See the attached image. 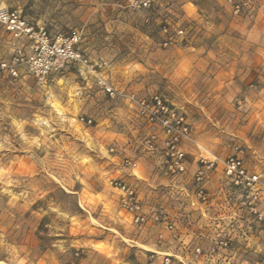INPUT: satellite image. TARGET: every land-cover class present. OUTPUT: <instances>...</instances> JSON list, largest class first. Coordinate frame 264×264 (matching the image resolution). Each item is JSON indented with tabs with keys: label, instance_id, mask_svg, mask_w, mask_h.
<instances>
[{
	"label": "rangeland",
	"instance_id": "rangeland-1",
	"mask_svg": "<svg viewBox=\"0 0 264 264\" xmlns=\"http://www.w3.org/2000/svg\"><path fill=\"white\" fill-rule=\"evenodd\" d=\"M129 2L0 5L18 10L51 39L79 35L76 46L96 73L118 90L139 98L158 94L181 109L205 156L222 160L241 147L264 183V0H151L148 9ZM162 23L183 27L179 45H160ZM19 44L29 52L25 41ZM12 48L0 57L9 58ZM152 131L160 137L78 63L65 62L44 77L21 64L16 78L0 77V264H162L163 252L183 255L186 264H227L194 259L179 242L192 241L182 219L176 233L162 232L159 239L160 227L135 226L120 209L113 179L131 186L146 211L179 208L181 185L165 181L158 156L144 148ZM185 148L182 185L192 189L196 149L190 143ZM123 157L138 167L123 168ZM211 177L206 186L213 194L221 168ZM221 202L204 206V213L195 210L194 223L213 227L228 213ZM203 233L206 250L210 231ZM246 236L231 235L229 264H264V194Z\"/></svg>",
	"mask_w": 264,
	"mask_h": 264
},
{
	"label": "built area",
	"instance_id": "built-area-1",
	"mask_svg": "<svg viewBox=\"0 0 264 264\" xmlns=\"http://www.w3.org/2000/svg\"><path fill=\"white\" fill-rule=\"evenodd\" d=\"M129 3L133 9H148L151 6V0H130ZM232 8L235 13L239 12L237 3H233ZM0 31L14 41L11 56L0 58V77L7 75L16 78L21 64H26L36 77H44L65 62L78 63L94 74L95 83L109 98L124 100L148 126L160 132V137L156 131L149 132L144 139V148L158 156L159 173L163 179L173 185H181L177 187V212L171 213L164 206L146 211L131 186L122 179H113L110 185L119 192L120 209L129 215L135 226L160 227L159 239L163 237L162 232L176 233L179 220L182 219L185 221L184 228L192 235V241L185 244L180 238L179 242L183 248L190 250L194 259H222L229 264L233 260L231 235L238 233V237L247 238L246 232H251L257 224V203L264 194V183L257 171L251 170L246 164L243 149L234 146L232 153L222 160L215 156H205L192 135L186 114L181 109L158 94L139 98L131 92L116 89L88 64V60L76 46L80 39L76 33L51 39L43 27L28 21L18 10L1 5ZM159 31L160 45L164 48L179 45L184 36L183 27L178 25L170 27L169 24L162 23ZM20 41L27 43L29 52L24 51ZM90 122L88 119L87 123ZM185 143L192 144L196 149L191 175L192 189L182 185L183 177L188 171ZM121 165L131 171L138 167L137 161L129 157H123ZM218 167L221 168V184L218 191L212 194L206 185ZM215 200H221L228 213L224 217H217L216 224L213 227L210 225V230L207 231V226L198 222L195 224L192 216L195 210L204 213V206H210ZM187 207L189 208L186 209ZM205 231H210L207 234L210 240L206 250L200 242ZM186 260L179 253L163 252L161 263L186 264Z\"/></svg>",
	"mask_w": 264,
	"mask_h": 264
},
{
	"label": "crops",
	"instance_id": "crops-1",
	"mask_svg": "<svg viewBox=\"0 0 264 264\" xmlns=\"http://www.w3.org/2000/svg\"><path fill=\"white\" fill-rule=\"evenodd\" d=\"M13 43H14V41H12L6 34H4L2 31H0V53L1 54H3V52H5V51H10ZM212 180L213 179L211 177L210 181H212ZM210 181L208 183H210ZM213 202H215V201H212L211 204H213ZM220 205H223V204L221 203ZM208 230H210V229H208Z\"/></svg>",
	"mask_w": 264,
	"mask_h": 264
},
{
	"label": "bare ground",
	"instance_id": "bare-ground-1",
	"mask_svg": "<svg viewBox=\"0 0 264 264\" xmlns=\"http://www.w3.org/2000/svg\"><path fill=\"white\" fill-rule=\"evenodd\" d=\"M145 248V247H144Z\"/></svg>",
	"mask_w": 264,
	"mask_h": 264
}]
</instances>
